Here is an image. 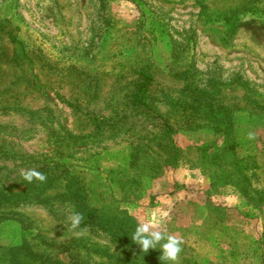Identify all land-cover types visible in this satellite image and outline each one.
<instances>
[{
	"label": "rangeland",
	"instance_id": "obj_1",
	"mask_svg": "<svg viewBox=\"0 0 264 264\" xmlns=\"http://www.w3.org/2000/svg\"><path fill=\"white\" fill-rule=\"evenodd\" d=\"M173 188L179 264H264V0H0V264H162L84 225Z\"/></svg>",
	"mask_w": 264,
	"mask_h": 264
},
{
	"label": "clouds",
	"instance_id": "obj_2",
	"mask_svg": "<svg viewBox=\"0 0 264 264\" xmlns=\"http://www.w3.org/2000/svg\"><path fill=\"white\" fill-rule=\"evenodd\" d=\"M256 135L255 132H248L247 138L249 140H255ZM20 175L28 184H32L34 181L44 183L47 180L46 174L35 168L21 170ZM165 217L166 214L160 219H149L146 222H138L131 239L140 246L143 253H147L149 249H157L159 246L162 253L159 259L162 264H179V257L183 251L182 245L184 244V240L183 238H178L159 230V226ZM84 219L83 213L73 211L68 217L70 230L75 231L79 229Z\"/></svg>",
	"mask_w": 264,
	"mask_h": 264
},
{
	"label": "trees",
	"instance_id": "obj_3",
	"mask_svg": "<svg viewBox=\"0 0 264 264\" xmlns=\"http://www.w3.org/2000/svg\"><path fill=\"white\" fill-rule=\"evenodd\" d=\"M151 80H152V77L148 72V68L145 67L141 72V81L139 82V84H138V86L134 92V95H133L134 102H136L139 105H146V96H147V93L149 90V86L151 84ZM164 136L167 137L169 142L172 144L171 128L169 125H165ZM170 153H172L174 155L173 156L168 155V153L165 154L167 156V158L165 159L167 162L171 158H173V160L175 161L177 159V157L180 155V150L172 144ZM225 164H223V165H225ZM48 181H49V179L47 178L46 182L41 183L40 187L42 185H44L45 183H47ZM209 184H210V182H209ZM210 185L214 186V180L211 182ZM261 195L264 196V192ZM239 198H241L240 195H239ZM247 203H251L252 205L257 206V205H259V203H261V199L258 197H257V199H256V197H251L247 200ZM104 208H105V211H110L111 213L106 214V216L105 215H93V213H92L93 209L91 208L86 213L90 217H88L86 219V221H85L86 225H84V226L88 227L89 229H94V230L97 229V230L101 231L103 234L108 236L112 242H116V243H118L124 247L132 248V245H134L136 243H134L130 237V236H132L133 231H129V230H130V225H132V224H134V228H132V229H135L136 220L133 217L126 215L127 212L125 209H123V211H120V210H116V208L112 209L111 207H104ZM236 208L238 209L237 206H236ZM98 221L102 222L99 225L100 226L99 228H102V230L98 229V227H96V225H95ZM123 229H126L129 232L128 235H124L121 232ZM140 252H141L140 249L137 250V253H140ZM142 256H144V254ZM147 261H149L150 264L152 262L149 258H147ZM152 264H154V262Z\"/></svg>",
	"mask_w": 264,
	"mask_h": 264
},
{
	"label": "crops",
	"instance_id": "obj_4",
	"mask_svg": "<svg viewBox=\"0 0 264 264\" xmlns=\"http://www.w3.org/2000/svg\"><path fill=\"white\" fill-rule=\"evenodd\" d=\"M180 178L181 177H179V179ZM171 192L172 193L165 194V195L163 194L164 196L157 197V200H159V202L157 200L155 201L157 203V206H156V208L154 210L155 211V217H151V219H160L161 217H159V211L162 210V208L163 209L169 208V209H172L173 210L174 207L177 206V205L179 206L180 204H182V205L185 206L186 203H187V200L190 198V195L184 189H181V190L174 189ZM226 210H227V211H225L226 212V214H225L226 217H230L231 216L230 214L232 212L234 214L235 213V210H237L236 203H232V205L230 204V208H226ZM164 220L165 219H163V221Z\"/></svg>",
	"mask_w": 264,
	"mask_h": 264
}]
</instances>
